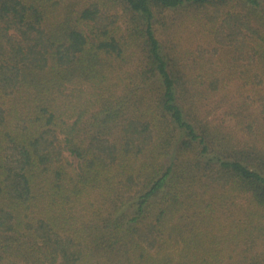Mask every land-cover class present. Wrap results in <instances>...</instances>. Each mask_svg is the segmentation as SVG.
<instances>
[{
	"label": "trees",
	"instance_id": "trees-1",
	"mask_svg": "<svg viewBox=\"0 0 264 264\" xmlns=\"http://www.w3.org/2000/svg\"><path fill=\"white\" fill-rule=\"evenodd\" d=\"M259 10L0 0V264H264ZM179 12L218 20L219 64L188 68L162 42Z\"/></svg>",
	"mask_w": 264,
	"mask_h": 264
},
{
	"label": "rangeland",
	"instance_id": "rangeland-1",
	"mask_svg": "<svg viewBox=\"0 0 264 264\" xmlns=\"http://www.w3.org/2000/svg\"><path fill=\"white\" fill-rule=\"evenodd\" d=\"M241 5V6H239ZM246 6V5H245ZM237 7L242 9L243 12H251V9H244L243 4H237ZM243 7V8H241ZM257 13V14H256ZM255 13L256 16H261L264 20V11L259 10ZM169 15V14H168ZM201 17H203L202 22H190L185 20L184 13H172L168 17L167 22L160 24L158 35L160 36L162 42L167 44L179 58V61L184 64L187 63L188 68L192 66L193 61L196 59L197 62H204L205 60L215 61L216 64L220 62L219 52L212 55L215 43L211 40L210 31L212 32L215 29V24L218 20L209 18L206 15V12H201ZM217 26V25H216ZM211 40V41H209ZM228 54V52H227ZM194 57V58H193ZM212 102V101H211ZM203 104V103H202ZM206 106L211 107L208 111V118L213 120L214 123L221 125L224 133L235 135L237 138L241 137V125L239 120L236 117L229 116L226 113L227 104H222L220 106L216 104H206ZM206 106H200V110H203L205 113ZM248 122V118L246 119ZM71 159L76 161L74 156H71ZM258 245L257 247H261Z\"/></svg>",
	"mask_w": 264,
	"mask_h": 264
}]
</instances>
